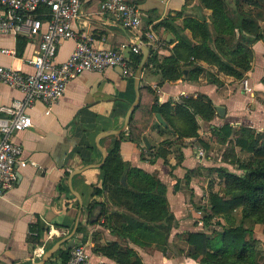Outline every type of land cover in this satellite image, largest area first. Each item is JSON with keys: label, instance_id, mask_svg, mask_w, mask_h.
Segmentation results:
<instances>
[{"label": "crops", "instance_id": "obj_1", "mask_svg": "<svg viewBox=\"0 0 264 264\" xmlns=\"http://www.w3.org/2000/svg\"><path fill=\"white\" fill-rule=\"evenodd\" d=\"M128 1L138 7L143 24L151 26L158 38L154 49L160 58L171 55L179 37H191L183 28L184 19L210 24L211 11L200 0ZM227 1L233 13L234 0ZM102 2L82 0V10L73 23L77 39L90 38L95 47L102 49L138 44L139 34L124 26L114 14L103 12ZM261 28L264 33V22ZM236 36L239 37L237 31ZM25 37L18 55L16 35L0 34V66L25 74L32 72L24 59L35 53L38 38ZM140 39L144 42L143 37ZM74 45L73 39L63 41L56 61H65ZM128 48L123 55L132 65V56L138 57L141 52L133 54ZM249 48L251 68L238 80L204 61L193 63L202 69L196 79L188 78V68L175 81H163L153 68H144L140 101L131 114L134 132L137 135L139 130L143 136L139 142L130 139L128 126L119 135L104 136L97 141L106 132L123 127L135 99L134 76L124 77L119 69L83 73L71 79L49 114L42 103H35L28 112L32 125L14 136L28 164L17 167L16 184L0 197V264H34L57 242H61L59 249L44 264H65L60 254L70 251V240L73 246L85 245L92 264H118L94 249L113 243L131 252V262L196 264L187 255L184 234L199 232L195 208L205 200L210 178L216 175L204 178L205 184H196L193 178L186 182L187 172L233 167L224 162L226 145L216 143L213 134L223 124H229L234 131L249 128L256 135L264 129V38ZM1 50H11L13 54ZM22 97L19 90L0 83V107ZM183 97L208 99L215 109L219 106L224 112L223 116L216 113L211 121L197 118V136L183 138L181 145H175L177 135L161 115L165 125L160 124L150 109L166 102L174 106ZM203 142L209 143L208 150ZM97 145L107 153L104 161ZM156 147L166 150L164 157H154ZM198 149H202V157L198 156ZM98 164L102 165L95 167ZM106 198L119 206L126 237L117 235L112 224H103L99 207L90 210V205L97 203L104 208L111 206V211L116 212ZM158 244L167 246L166 253L155 247ZM38 249L42 253L37 256Z\"/></svg>", "mask_w": 264, "mask_h": 264}, {"label": "trees", "instance_id": "obj_2", "mask_svg": "<svg viewBox=\"0 0 264 264\" xmlns=\"http://www.w3.org/2000/svg\"><path fill=\"white\" fill-rule=\"evenodd\" d=\"M200 4L211 11L210 24L194 18L184 19L183 28L191 33V39L179 37L169 57L160 58L154 47L148 46L149 56L144 68H153L161 74L163 81L180 79L184 68L189 69V79H196L202 73L200 67L193 65L196 61L215 66L218 72L237 80L251 68L252 52L249 45L264 38L261 28V23L264 22V0H234L233 13L227 0H200ZM47 12V8L42 7L33 12L32 17L46 20ZM236 31L239 37L236 36ZM16 38L19 55L26 37L17 34ZM140 60L141 55L132 56L134 70ZM150 113L161 115L168 128L177 135L175 145H181L183 138L197 136V118L211 121L217 112L208 99L183 97L174 106L170 102L153 105ZM132 119L133 115L128 125L129 137L132 141L139 142L143 136L139 130L137 135L134 132ZM213 134L216 143L226 145L223 152L224 162L236 166L243 174L237 175L226 168H206L203 173L197 168L187 172L186 182L195 177L206 179L215 173L216 177L210 178L205 200L196 208L204 213L205 226L210 225V218L215 217V223L220 227V230L212 229L210 233L184 234L188 245L187 255L196 264H259L262 255L254 246L256 240L251 231L244 227L243 222L234 223L233 212L239 210L242 220L252 219L256 223H264V133L256 135L249 128L234 131L229 124H223L216 128ZM202 144L208 150L209 143ZM236 149L239 153H236ZM156 151L154 157H164L166 150L159 147ZM243 155L246 157L242 159L240 156ZM214 183L221 187L220 192L214 190ZM178 188L179 185L176 184L174 189ZM105 201L116 208V212L111 211V206L104 208L102 204L97 203H92L90 210L99 207V218L104 217L103 224H112L117 235L126 237L122 232L124 220L119 206L110 198ZM220 219L226 220L227 225L221 224ZM155 247L166 253V245L158 244ZM94 249L116 260L118 264H141L138 260L131 262V252L115 243L104 247L97 245ZM68 254V250L61 252L63 263Z\"/></svg>", "mask_w": 264, "mask_h": 264}, {"label": "built area", "instance_id": "obj_3", "mask_svg": "<svg viewBox=\"0 0 264 264\" xmlns=\"http://www.w3.org/2000/svg\"><path fill=\"white\" fill-rule=\"evenodd\" d=\"M47 8V19L38 20L32 13ZM101 10L114 14L124 26L135 30L144 38L142 44L157 48L158 38L151 26L142 22L138 7L128 0H103ZM82 10V0H0V34H22L38 38L35 53L24 59L32 69L29 74L0 66V83L19 90L23 97L10 105L0 107V197L17 182V167H25L28 161L22 158V147L14 136L32 125L29 110L35 103L46 107V114L64 95L66 84L83 73H102L107 69H119L124 77L133 78L134 69L130 60L123 55L125 49L140 54L137 43L132 42L113 48H97L90 38L77 39L73 23ZM68 39L75 40L74 49L63 62H57L59 45ZM13 54L11 50H1ZM243 86L248 90L246 82ZM198 156L204 155L202 149ZM196 221L200 227L203 214L198 211ZM202 227V226H201ZM41 255L42 249L36 250ZM65 264H92L85 245H74Z\"/></svg>", "mask_w": 264, "mask_h": 264}, {"label": "water", "instance_id": "obj_4", "mask_svg": "<svg viewBox=\"0 0 264 264\" xmlns=\"http://www.w3.org/2000/svg\"><path fill=\"white\" fill-rule=\"evenodd\" d=\"M138 45L140 47L141 55L142 56H141V60H140V62L138 64V66H137V69L135 70V73H134L135 99H134L133 103L131 104L130 108L128 109V111H127V114L125 116V120H124L123 127L121 129H119V130H115V131H111V132H106L105 134H103L102 136H100L97 139V141L100 138H103L104 136H116V135L121 134L127 128L128 123H129L130 116H131V114L133 113V111L135 110V108L139 104V101H140V92H139L140 77H141L142 70L144 69V66H145V64L147 62V59H148L149 50H148V47L146 45L142 44L140 41L138 42ZM216 112H217V114L219 116H223L224 110H223L222 107L216 106ZM156 119L158 120V122L160 124L165 125V123L163 122V120L161 119V117H160L159 114H156ZM146 144H147V142H146ZM97 146H98V148L102 152V156H103L102 159L104 161L106 159V157H107V153L99 145H97ZM101 165L102 164H98L95 167H100ZM75 173H78V172H75ZM60 244H61V242H57L56 244H54V246H52L49 250H47L44 253V255L41 257V260L39 262L34 263V264H44L53 255V253H55L59 249ZM72 246H73V240H70L69 241V244H68V249H71Z\"/></svg>", "mask_w": 264, "mask_h": 264}, {"label": "rangeland", "instance_id": "obj_5", "mask_svg": "<svg viewBox=\"0 0 264 264\" xmlns=\"http://www.w3.org/2000/svg\"><path fill=\"white\" fill-rule=\"evenodd\" d=\"M261 131H264V129L261 130ZM261 131H259V134H262ZM240 157L243 159L246 156L243 155V156H240ZM217 162H218V160H217ZM235 167L233 166L230 170L229 169H227V170L230 171V172H232V173H235L237 175L243 174V171L242 170L237 169V167L236 168ZM194 181L196 182V184H205L204 183L205 182V179L204 178L195 177L194 178ZM220 188L221 187H219L218 184H216L214 186V189L216 191L218 190V192H220V190H221ZM197 212H198V210H197V208H195V222H196L195 226H196L197 230H199V232L210 233V230H212V229L220 230V227L217 226L216 223H215L217 221V218H215V217L210 218V225L205 226V223H204V220H203L202 221V224L203 225H201L202 227L201 226L198 227V224H197V221H196V214H197ZM202 214L204 216V213H202ZM233 218H234V223L235 224H238L240 222H243L244 227L247 228L249 231H251V234L253 235V238L256 240L254 246L261 253V255L263 257V259L260 261L259 264H264V238H263V236H264V223H256L252 219H244V220H242V218L240 216V213H239V210H235L233 212ZM219 222L221 224L227 225V222L224 219H220ZM248 236L249 235H247V237Z\"/></svg>", "mask_w": 264, "mask_h": 264}]
</instances>
